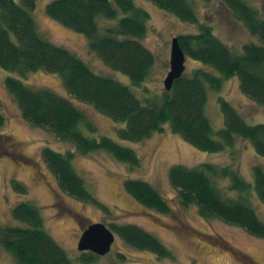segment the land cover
Returning a JSON list of instances; mask_svg holds the SVG:
<instances>
[{"label": "trees", "instance_id": "obj_1", "mask_svg": "<svg viewBox=\"0 0 264 264\" xmlns=\"http://www.w3.org/2000/svg\"><path fill=\"white\" fill-rule=\"evenodd\" d=\"M156 7L183 22H189L195 32L178 34V45L185 57L201 62L174 79L170 89L140 98L133 88L142 86L155 62L153 53L141 38L147 31L148 11L134 0H50L46 14L70 30L83 34L91 52L107 66L126 75L131 87L110 76L93 72L73 51L44 37L35 20L36 0H0V68L25 77L42 70L61 80L65 94L51 89L33 88L20 78L7 76L5 89L14 98L24 120L34 127L45 128L73 149L64 152L43 147L40 158L57 181L59 190L77 201L98 203L84 179L72 166L76 154L98 151L130 167H137L139 157L130 147L106 135L97 134L93 121L71 101L72 98L91 105L115 122L124 123L117 129L121 140L139 142L166 123L172 133L193 147L206 152H221L232 148L236 139L248 140L255 152L264 157V123H247L227 100L219 99L223 126L215 130L205 112L207 92L218 90L223 80L237 77L241 92L264 107V17L246 0H218L241 21L253 39L238 51L231 49L213 32L209 23L200 22L190 0H149ZM117 19L113 25L105 21ZM0 112V128L4 123ZM232 152V163L235 160ZM40 173V172H39ZM167 178L183 206L195 205L205 219L217 218L238 226L252 236L264 238V221L251 207L248 197L230 196L232 191L251 193L264 203V169L253 165L251 186L231 165L201 162L194 167L173 164ZM230 180L228 195L218 190L215 179ZM12 189L25 196L26 187L11 181ZM124 190L143 206L157 213L170 210L166 199L148 182L127 179ZM231 192V194H229ZM237 192V193H238ZM11 214L15 224L0 225V246L19 264H73L64 249L44 229L40 210L28 201L14 204ZM109 229L127 245L170 257L171 250L157 237L139 226L111 223ZM96 258L87 252L80 256L88 264Z\"/></svg>", "mask_w": 264, "mask_h": 264}, {"label": "rangeland", "instance_id": "obj_2", "mask_svg": "<svg viewBox=\"0 0 264 264\" xmlns=\"http://www.w3.org/2000/svg\"><path fill=\"white\" fill-rule=\"evenodd\" d=\"M49 1L36 0L34 15L38 31L51 42L75 52L93 72L110 76L131 87L126 75L104 64L89 50L87 38L83 34L70 30L46 14L45 6ZM246 1L264 17V0ZM134 2L150 15L147 31L141 41L155 57L150 74L142 86L133 88L140 98L163 91V80L169 71L172 38L180 33L195 32L196 28L189 22L167 14L149 0ZM190 2L199 21L209 23L214 34L231 49L238 51L242 44L253 39L244 24L218 0ZM116 20L105 21L104 25H113ZM200 65L201 62L186 56L184 74ZM7 76L20 78L25 85L33 88H46L65 94L59 77L50 72L36 70L20 77L17 72L0 68V112L5 117L0 128V225L15 224L11 209L23 200L39 208L44 229L64 249L73 264H84L80 256L87 252L78 250L77 242L88 225L96 222L139 226L162 241L171 250L172 256L158 258L149 251L127 245L113 233L114 241L109 252L94 254L96 258L88 264H264V238L252 236L244 229L217 218L205 219L199 215L195 205H181L167 178L168 168L173 164L194 167L201 162H210L231 165L253 186V165L258 164L264 169V157L255 152L248 140L238 138L232 148L216 153L206 152L172 133L166 123L160 132L142 141H125L117 136V129L124 127V123L115 122L91 105L72 98L74 105L84 111L97 128V134L87 135L111 137L132 148L139 157L138 166L130 167L105 151L74 156L72 166L84 179L98 203L106 207L102 210L99 206L77 201L59 190L55 176L41 161L40 151L43 147H50L64 152L73 147L45 128L34 127L22 118L14 98L5 89L4 80ZM219 99L231 103L247 123H264V107L241 92L235 76L223 80L218 90L209 89L207 92L205 112L215 130L223 126ZM10 145L15 153L10 152ZM232 152L236 155L234 163ZM129 178L150 183L166 199L169 212L161 214L149 210L128 194L123 183ZM13 180L26 187L25 196L12 189ZM215 184L221 194L229 197L228 178L215 179ZM233 192L236 197L249 196L251 207L264 221V203L256 199L253 187L251 193L232 191L230 196L234 195ZM0 264L19 263L0 246Z\"/></svg>", "mask_w": 264, "mask_h": 264}, {"label": "water", "instance_id": "obj_3", "mask_svg": "<svg viewBox=\"0 0 264 264\" xmlns=\"http://www.w3.org/2000/svg\"><path fill=\"white\" fill-rule=\"evenodd\" d=\"M185 55L178 45L176 37L172 38L169 55V71L164 80V89H170L174 79L180 77L185 69ZM114 241L113 232L101 222L88 225L81 233L77 242V249L82 252H91L96 255H104L110 250Z\"/></svg>", "mask_w": 264, "mask_h": 264}, {"label": "flooded vegetation", "instance_id": "obj_4", "mask_svg": "<svg viewBox=\"0 0 264 264\" xmlns=\"http://www.w3.org/2000/svg\"><path fill=\"white\" fill-rule=\"evenodd\" d=\"M10 152H13V153H15V149L12 147V145H10Z\"/></svg>", "mask_w": 264, "mask_h": 264}]
</instances>
